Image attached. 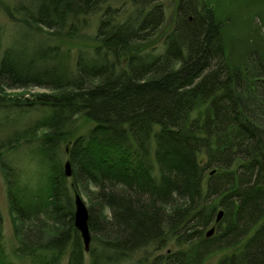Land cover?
Listing matches in <instances>:
<instances>
[{
	"label": "trees",
	"instance_id": "trees-1",
	"mask_svg": "<svg viewBox=\"0 0 264 264\" xmlns=\"http://www.w3.org/2000/svg\"><path fill=\"white\" fill-rule=\"evenodd\" d=\"M111 1L6 6L27 35L55 40L17 50L0 36V111L49 110L0 139L22 222L15 253L31 264H204L220 252L217 264H264V56L229 61L210 0H177L169 24L164 0ZM83 37L73 59L66 44ZM29 86L48 91L1 88ZM21 149L39 159L32 183L6 161ZM75 191L89 202V250Z\"/></svg>",
	"mask_w": 264,
	"mask_h": 264
},
{
	"label": "rangeland",
	"instance_id": "rangeland-1",
	"mask_svg": "<svg viewBox=\"0 0 264 264\" xmlns=\"http://www.w3.org/2000/svg\"><path fill=\"white\" fill-rule=\"evenodd\" d=\"M18 0H0V36L2 38L3 47L12 46L17 50L23 46L33 48L39 43H53L45 31L38 35H27L21 29L17 17H13L6 10V6L10 9ZM167 11L166 23L169 24L174 18L177 6V0H164ZM216 9L219 18L223 23V37L226 45V52L231 63L243 65L246 55L251 49L259 50L264 56V0H210ZM114 8L121 7L122 1H111ZM123 19L131 12L129 5L124 8ZM100 14L92 17L93 28L97 25ZM91 32V31H89ZM27 36H25V35ZM87 37L79 38L77 41L66 44L72 48V57H76L78 50L84 46ZM159 52V51H158ZM9 94H33L48 91L44 87L29 86L27 88L9 89L1 87ZM49 112L48 108L38 107L37 109L25 110L23 112L0 111V139L9 134L16 128L23 127L37 119L43 117ZM202 157V156H201ZM7 164L14 167L20 176L21 182L32 183L39 168L38 156L31 154L27 150H19L7 155ZM5 169L0 166V214L2 216V231L0 232V246L4 248L5 258L11 264H31L29 258L19 257L15 253V248L19 238L17 236V227L22 224L16 213L10 208L8 199V190L5 179ZM85 202L88 204L86 195L81 192ZM45 221V220H44ZM24 228L39 232V229L31 227V222L24 223ZM49 224V223H47ZM43 226L44 223L38 224ZM47 227L44 225L43 228ZM211 228V227H210ZM208 228V230L210 229ZM25 232V231H24ZM24 234V233H23ZM20 236V235H19ZM151 249H149V252ZM143 251L135 253L133 259L138 258ZM224 252L211 255L204 264H217ZM63 264L67 263V257H63ZM9 263V264H10Z\"/></svg>",
	"mask_w": 264,
	"mask_h": 264
},
{
	"label": "water",
	"instance_id": "water-1",
	"mask_svg": "<svg viewBox=\"0 0 264 264\" xmlns=\"http://www.w3.org/2000/svg\"><path fill=\"white\" fill-rule=\"evenodd\" d=\"M65 174L69 177L72 175V167H71V162L69 160H67L65 163ZM74 206H75V215H74L75 226L81 234L86 250H89L92 241L90 229H89V211H88L87 203L85 202L82 195L78 191H75ZM223 215H224V211L219 210L216 222H219L222 219ZM215 231H216V224H214L207 231V236H211L213 233H215Z\"/></svg>",
	"mask_w": 264,
	"mask_h": 264
}]
</instances>
